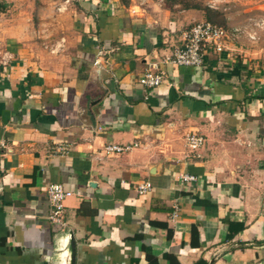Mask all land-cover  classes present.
Returning a JSON list of instances; mask_svg holds the SVG:
<instances>
[{"label":"crops","instance_id":"obj_1","mask_svg":"<svg viewBox=\"0 0 264 264\" xmlns=\"http://www.w3.org/2000/svg\"><path fill=\"white\" fill-rule=\"evenodd\" d=\"M199 1L229 33L201 67L165 60L200 9L0 0V264H264V0Z\"/></svg>","mask_w":264,"mask_h":264},{"label":"built area","instance_id":"obj_2","mask_svg":"<svg viewBox=\"0 0 264 264\" xmlns=\"http://www.w3.org/2000/svg\"><path fill=\"white\" fill-rule=\"evenodd\" d=\"M140 3H147L149 1L162 0H139ZM228 31L215 23L210 21H200L191 25L185 32L182 44L175 47L173 51L165 58L167 62L176 65L201 67L204 63L205 48L211 45L215 51L220 52L224 47V40L228 37ZM163 81V71L157 69L155 66L146 69L139 77V82L144 87L154 88L160 85ZM204 143L203 135L190 132L185 136V145L191 151H196ZM5 145L4 140L0 138V147ZM137 143L131 144H117L109 143L104 147L107 154L122 153L131 150ZM65 146H58L59 150H65ZM178 179L180 183H191L196 180V176L188 173H179ZM151 183L145 181L138 184L137 191L140 194L147 192L151 188ZM47 197L49 201L48 220L51 224H64V200L72 194V191L63 187L61 183H50L47 188ZM177 209V207H175Z\"/></svg>","mask_w":264,"mask_h":264},{"label":"trees","instance_id":"obj_3","mask_svg":"<svg viewBox=\"0 0 264 264\" xmlns=\"http://www.w3.org/2000/svg\"><path fill=\"white\" fill-rule=\"evenodd\" d=\"M165 4L172 6L178 4L184 9L195 8L203 11L206 21H210L220 26L225 25V17L218 11L211 9L199 0H164Z\"/></svg>","mask_w":264,"mask_h":264},{"label":"rangeland","instance_id":"obj_4","mask_svg":"<svg viewBox=\"0 0 264 264\" xmlns=\"http://www.w3.org/2000/svg\"><path fill=\"white\" fill-rule=\"evenodd\" d=\"M35 23H36V20H35Z\"/></svg>","mask_w":264,"mask_h":264}]
</instances>
